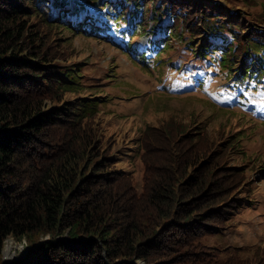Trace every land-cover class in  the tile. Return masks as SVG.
Returning <instances> with one entry per match:
<instances>
[{
  "label": "trees",
  "instance_id": "trees-1",
  "mask_svg": "<svg viewBox=\"0 0 264 264\" xmlns=\"http://www.w3.org/2000/svg\"><path fill=\"white\" fill-rule=\"evenodd\" d=\"M148 1L155 6L152 56L171 48V68L191 66L187 72L202 75L210 65L220 75L225 67L234 87L264 84V9L245 22L246 9L230 0ZM0 3L9 6L0 9V264H203L209 245L202 239L234 218L238 200L252 198L233 187L241 165L232 166L222 148L202 147L208 144L173 122L146 127L135 144L124 146L123 135L106 129L116 127L104 124V131L97 117L102 96L68 98L87 88L81 71L53 64L48 35L31 17L51 10L73 35L113 36L106 28L111 23L98 25L91 13L108 10L110 0ZM135 5L138 11L110 16L130 22L134 35L121 46L134 55L141 47L133 40L135 26L146 21L138 12L148 15L147 7ZM44 22L48 27L49 19ZM146 48L139 59L155 69ZM231 99L227 104L237 102ZM125 151L137 161L131 171L140 172L142 182L120 164ZM10 236L27 239L16 259L3 257Z\"/></svg>",
  "mask_w": 264,
  "mask_h": 264
},
{
  "label": "rangeland",
  "instance_id": "rangeland-1",
  "mask_svg": "<svg viewBox=\"0 0 264 264\" xmlns=\"http://www.w3.org/2000/svg\"><path fill=\"white\" fill-rule=\"evenodd\" d=\"M114 1L116 0H110L108 10L104 12L95 9L91 11L96 15L92 19L98 25L103 24L106 27L105 23H111L106 28L113 36L94 38L92 33L89 34L94 37L73 35L69 29H65L68 28L67 24L59 22V17L52 19L51 10L47 11L48 13L41 11L44 13L43 18L31 17L32 22L37 23L48 35L49 51L57 56L53 64L59 66L71 64L73 66L70 67L81 71V82L87 85V88L79 93H69L68 98L102 96L103 104L97 117L104 131V124L105 127L115 126L118 129L117 131L114 127L106 128L109 133L116 131L123 135L124 140L120 143L124 146L135 144V135L146 127L160 128L173 122L185 127L188 133L193 132L197 135V139L203 141L201 144L209 145L202 147H208L210 151L222 148L231 165H241L243 169L242 175L236 179L233 187L244 194H250L252 198L243 196L238 200L234 218L226 222L224 227L216 228L213 233L202 239L209 245L203 253V264L225 262L264 264V84L251 82V85L246 86L247 89L234 87L228 83L230 76L227 75L228 69L225 67L220 75L217 74L218 69L214 70L210 65L204 75H201L200 71L187 72L191 66H185L182 70L178 67L171 68L166 55L173 49L170 48L161 56L157 53L153 56L150 54L156 42L155 36L150 32L154 29L152 14L155 13V6L148 0L124 3L119 1L118 4ZM230 1L246 9L242 14L245 22L259 19L261 15L256 17L255 15L264 9V0ZM70 2L73 4L74 0ZM135 3L147 7L148 12L147 16L138 12L146 21L135 26L133 40L135 39L137 45L141 46L136 55L121 46L122 41L127 40L126 36L134 35L128 34L132 31L128 25L130 22L121 17L116 20L110 17H117L120 12H125L129 8L138 11L139 7ZM116 5H121L120 9ZM8 7L0 3V9ZM85 12L86 10L82 9L81 13L76 14ZM91 13L85 17H89ZM71 18L75 19L76 16L73 15ZM45 19H49L48 27L43 25ZM142 27L146 29L143 30ZM169 27L172 32L173 27L171 25ZM160 31L162 35L163 30ZM111 41L114 42L108 43ZM173 44L177 47L180 45L178 34ZM147 46L149 52L146 61L148 65L156 66L152 70L147 69L143 61L137 57L143 53V47ZM185 47L186 44L181 45L179 53L183 54ZM161 57L164 60L157 62ZM239 67L243 69L241 65ZM200 82L202 85H199ZM234 97L237 98V102L233 105L227 104L226 101L228 99L233 101L231 98ZM227 106L232 107L225 109ZM117 137L110 136L109 139L115 142ZM209 140L210 144L207 143ZM236 141L238 142L235 145H231ZM125 149L130 151L132 147ZM126 154L127 151L120 154L122 157L120 164L131 171L137 161ZM129 160H132V163ZM129 173L133 174L135 182H142L140 172L136 175L132 171ZM10 240L12 246L8 249ZM26 243L25 237L22 240H17L14 236L8 237L3 257L16 259L25 253ZM139 263L144 264L143 261Z\"/></svg>",
  "mask_w": 264,
  "mask_h": 264
},
{
  "label": "bare ground",
  "instance_id": "bare-ground-1",
  "mask_svg": "<svg viewBox=\"0 0 264 264\" xmlns=\"http://www.w3.org/2000/svg\"><path fill=\"white\" fill-rule=\"evenodd\" d=\"M12 246V241L10 240L9 241V244H8V249Z\"/></svg>",
  "mask_w": 264,
  "mask_h": 264
},
{
  "label": "water",
  "instance_id": "water-1",
  "mask_svg": "<svg viewBox=\"0 0 264 264\" xmlns=\"http://www.w3.org/2000/svg\"><path fill=\"white\" fill-rule=\"evenodd\" d=\"M5 251V250H4Z\"/></svg>",
  "mask_w": 264,
  "mask_h": 264
}]
</instances>
